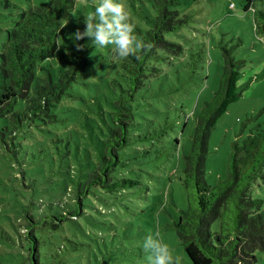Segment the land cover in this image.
<instances>
[{"label": "trees", "instance_id": "16d2710c", "mask_svg": "<svg viewBox=\"0 0 264 264\" xmlns=\"http://www.w3.org/2000/svg\"><path fill=\"white\" fill-rule=\"evenodd\" d=\"M80 1L30 4L12 17L9 26L0 29V140L10 150L8 145L14 146L16 139L33 131L44 138L36 139L40 166L48 163L53 167L58 160L64 167L51 172L57 177L54 188L62 190L57 201L49 204L46 213L27 215L26 230L20 233V246L26 239L29 248L21 250L25 264H43L50 258L42 251L44 241L49 239L47 231L66 233L68 225L78 226L80 220H88L95 209L93 199L100 190L114 194L120 188L140 185V178L133 173L139 174L134 162L142 150L131 151L135 145L140 146L137 142L143 135L136 134L140 124L135 123L132 102L173 58L186 56L185 48L169 38L188 22L186 11H181L182 1L148 0L144 26L135 24V33L152 44L151 50L141 53L139 59L129 56L116 60L110 49L104 57L111 72H102L99 83H86L95 72L98 56L93 54V41L87 37L76 40L71 30L74 26L75 32L86 28L87 14L79 10ZM255 1L246 0L244 10L251 11L257 22L258 15L264 19V10H257ZM5 2L10 5L8 0ZM141 3L146 6L145 0ZM235 8V4L230 5V9ZM70 17L75 19L74 25L67 23ZM263 28L255 24V31ZM77 45L82 47L78 49ZM235 48L223 47V76L211 101L187 117L193 118L195 128L192 149L184 156L181 181L189 190L190 207L175 226L193 264H256L257 253L264 250V200L250 193L259 179H264V123L235 143L226 179L210 186L205 178L210 135L242 95L238 82L245 61L234 56ZM66 49L73 58H66L58 70L53 68L49 62L64 56ZM188 65L199 67L197 60ZM39 71L45 73L42 78ZM90 86H94V91L102 86L110 90L104 99L111 107L104 109L101 104L100 110L94 109L81 120L70 103L82 97L81 90ZM94 114L103 117L107 130L97 132ZM43 171L32 172L35 183ZM56 255L59 252L50 254Z\"/></svg>", "mask_w": 264, "mask_h": 264}, {"label": "rangeland", "instance_id": "374dc122", "mask_svg": "<svg viewBox=\"0 0 264 264\" xmlns=\"http://www.w3.org/2000/svg\"><path fill=\"white\" fill-rule=\"evenodd\" d=\"M5 1L0 0V29L9 26L12 17L30 4L48 6L50 3V0H8V5ZM181 1V11H186L188 22L177 35L169 38L185 48L186 56L173 58L132 102L135 123L140 124L136 134L143 135L137 142L140 146L135 145L131 151L142 150L134 162L139 174L133 173L140 178V185L120 188L114 194L100 193V190L93 199L95 209L88 220H80L78 226L68 225L66 233L47 231L49 239L44 241L42 251L50 258L43 264H147L143 242L146 236L157 233L173 255L180 257L181 264H193L175 226L183 211L190 207L189 190L181 181L184 156L192 149L195 128L193 118L187 117L211 101L223 76V47L236 46L234 56L238 61H245L238 82L242 95L218 121L208 144L205 178L210 186H216L229 174L235 143L247 137L256 125L264 123V69L256 72L264 64V19L258 15L255 22L253 13L244 10L246 0ZM124 2L131 22L144 26V12L150 2L145 0L146 6L141 0ZM97 3L98 0H81L79 10L89 15ZM232 3L235 9H230ZM254 6L264 10L263 1L256 0ZM74 20L70 17L67 23L74 25ZM255 24L263 29L255 31ZM71 30L75 33V26ZM2 44L0 31V50ZM110 49L111 46L94 48L93 54L98 60L93 76L86 83L91 85L99 80L102 72H111L104 57ZM66 58H73L68 49L64 56H57L49 64L58 70L65 65ZM195 60L199 67L188 65ZM44 74L39 71L38 76L42 78ZM93 87L83 88L82 97L70 103L81 120L94 113V109L100 110L101 104L104 109L111 107L104 99L110 90L102 86L94 91ZM93 117L97 132L107 130L101 115ZM36 139L44 138L30 131L25 138L16 139L14 146L8 145L10 150L0 140V264H25L21 250L29 248L26 239L22 240L23 247L20 246V233L26 230L28 213H46L49 204L57 201L62 193L56 189L58 186L54 188L57 177L51 172L64 167L58 160L53 167L48 163L41 167L40 145ZM72 162H75L74 156ZM41 170L44 171L38 177L39 182L35 183L32 172ZM250 193L264 200L263 178ZM57 252L60 255L50 256ZM257 254L256 264H264V250Z\"/></svg>", "mask_w": 264, "mask_h": 264}, {"label": "clouds", "instance_id": "9594fccd", "mask_svg": "<svg viewBox=\"0 0 264 264\" xmlns=\"http://www.w3.org/2000/svg\"><path fill=\"white\" fill-rule=\"evenodd\" d=\"M84 31L73 34L76 40L89 38L97 47L111 46L113 58L124 60L129 56L140 58L141 53L151 50L152 44L145 43L135 33V25L131 22L124 0H98L94 12L85 17ZM77 45V48H81ZM264 69L260 65L256 72ZM147 264H181L180 257L174 256L166 243L159 239V234L148 235L143 242Z\"/></svg>", "mask_w": 264, "mask_h": 264}, {"label": "built area", "instance_id": "2783aa9c", "mask_svg": "<svg viewBox=\"0 0 264 264\" xmlns=\"http://www.w3.org/2000/svg\"><path fill=\"white\" fill-rule=\"evenodd\" d=\"M231 7H234V4H231Z\"/></svg>", "mask_w": 264, "mask_h": 264}]
</instances>
